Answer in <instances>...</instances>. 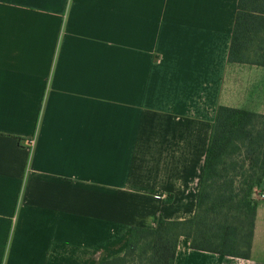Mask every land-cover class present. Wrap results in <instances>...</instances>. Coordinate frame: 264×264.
Listing matches in <instances>:
<instances>
[{
    "label": "crops",
    "instance_id": "obj_1",
    "mask_svg": "<svg viewBox=\"0 0 264 264\" xmlns=\"http://www.w3.org/2000/svg\"><path fill=\"white\" fill-rule=\"evenodd\" d=\"M239 0H0V264H100L196 214L220 107L264 115L229 63ZM264 181L250 260L264 264Z\"/></svg>",
    "mask_w": 264,
    "mask_h": 264
},
{
    "label": "trees",
    "instance_id": "obj_2",
    "mask_svg": "<svg viewBox=\"0 0 264 264\" xmlns=\"http://www.w3.org/2000/svg\"><path fill=\"white\" fill-rule=\"evenodd\" d=\"M229 63L264 67V0H239ZM264 181V115L220 107L200 182L196 214L134 227L121 257L100 264H175L179 241L191 248L250 260L255 236L254 192Z\"/></svg>",
    "mask_w": 264,
    "mask_h": 264
},
{
    "label": "built area",
    "instance_id": "obj_3",
    "mask_svg": "<svg viewBox=\"0 0 264 264\" xmlns=\"http://www.w3.org/2000/svg\"><path fill=\"white\" fill-rule=\"evenodd\" d=\"M264 197V196H263Z\"/></svg>",
    "mask_w": 264,
    "mask_h": 264
}]
</instances>
